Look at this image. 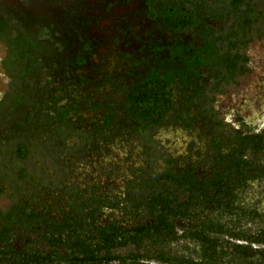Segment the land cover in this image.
Returning a JSON list of instances; mask_svg holds the SVG:
<instances>
[{
  "label": "trees",
  "instance_id": "1",
  "mask_svg": "<svg viewBox=\"0 0 264 264\" xmlns=\"http://www.w3.org/2000/svg\"><path fill=\"white\" fill-rule=\"evenodd\" d=\"M143 4V15L176 36L174 42L168 41L173 43L153 46L155 51L160 47L161 54L151 52L146 59L131 54L119 58L127 60L131 68L123 87L111 84L118 99L82 105L85 98H76L66 88L71 79H84L80 68L91 61L77 46L85 30L75 29L72 35L68 32V38L59 39L55 38L59 31H52L53 24L39 30L32 27L33 37L22 36L11 45L13 55L9 59L17 77L24 84L30 78L34 80L33 85H26V92L44 105L43 109H30L26 125L19 123L20 130L15 133L21 136L30 131L38 138L54 134L52 144L57 148L53 151L56 156H52L64 171L61 176H42V181L32 178L42 185L30 190L29 199L14 196L13 206L0 208V262L153 264L157 260L156 264H264V200L257 198L264 192V128L259 130L241 118L238 126H228L217 118L213 107L217 94L228 85H237V78L248 70L247 49L255 38L264 36V0H161L158 4L157 0H145ZM51 58L60 68L56 74L59 72L67 82L57 81L53 72L46 78L49 87L45 84L40 89L39 76L52 74V66L46 63ZM38 89L41 97L35 92ZM89 111L92 114L87 116ZM162 125L207 135V147L198 148L191 142L188 150L194 159L186 163L173 156L149 155L147 168L152 177L148 179L144 173L142 178L139 171L146 172L144 168L129 176L135 185L136 176L144 185L138 187L141 193H130L123 206L110 203L107 196L103 198L104 192L103 196L94 195L90 187L84 190L67 178L74 166L66 158L71 153L78 154L93 140L94 152L98 153L118 131L127 132L129 139L138 137L148 142L152 128ZM72 138L79 142L69 148L66 142ZM27 143L19 140L10 152L18 163L31 153ZM85 152L82 154L89 155L94 170L97 165L100 168L102 162L95 164L92 152ZM107 165L106 162L101 169ZM19 168L17 176L22 182L27 172L20 165ZM134 184L128 186L129 190ZM9 189L2 182L0 197ZM42 196L44 205L40 203ZM107 207L125 213L140 212L147 219L141 227L120 237L122 229H107L96 221ZM177 216L185 221L181 234L172 221ZM151 220L153 224L147 223ZM46 227L48 231H44ZM36 234L48 240L50 252L31 246ZM142 237L158 246L183 240L188 255H172L165 249L153 254L151 246L149 251L155 256L129 252L124 257L112 249L129 241L141 246Z\"/></svg>",
  "mask_w": 264,
  "mask_h": 264
},
{
  "label": "rangeland",
  "instance_id": "2",
  "mask_svg": "<svg viewBox=\"0 0 264 264\" xmlns=\"http://www.w3.org/2000/svg\"><path fill=\"white\" fill-rule=\"evenodd\" d=\"M109 15L105 14L97 27H93L92 24L90 26V28H93L89 29L90 32L88 33L91 38L88 40L94 41V48L90 57L92 62L90 61L88 66L84 65L80 68L84 79H71L66 86L76 98H85L82 105L99 100L106 101L112 97L116 98L117 95L112 91L111 84L116 82L118 88L123 87L125 79L129 76L128 70L131 67L128 61L115 56L116 52L118 53L119 49L123 48V45L114 41L116 32H112L111 29L113 22L124 15L123 10L114 9V11H111L112 16ZM114 17L116 18L113 19ZM72 20L74 19L63 23L58 22L56 17H52L48 18L45 23H53L54 28L61 29L65 37L68 38L69 33L72 35V33L76 32L75 29H80L77 27L78 22L75 23ZM43 22L44 19L42 17H34L31 19L30 24L34 27L36 24L39 26ZM7 49V45L0 43V184L5 182L10 188L6 191V194L0 197V208L3 210L15 204L14 196L17 199L21 197L29 199L30 195H32L30 190L41 187L42 184L40 182L36 184L32 181V178L41 180L42 176L46 178L50 175L53 177L55 174L61 176L64 171L63 166L60 163L56 164L52 156H56L53 151L57 148L56 144H52L54 142V134L46 138L40 137V139L34 137L30 131L29 134L20 133L21 136L15 133L20 130L19 123L23 126L26 125L25 118L29 114L30 109L35 107L43 109L44 105L37 103L27 94L26 85H33L34 80L30 78L29 83L24 84V81L17 77L13 64L8 60ZM247 50L252 67L251 73L242 77L237 85H232L223 93L218 94L216 96L217 101L213 104V107L217 118L224 119L228 126H238L235 114L237 110H240L247 116L250 124L252 123L254 127L260 130L263 128L264 123L257 126L255 121L260 122L261 117H264V36L255 38ZM1 59L2 62L6 59L5 66L2 65ZM51 60L46 61V63L52 66V74L46 73L44 76H39L38 88L40 89L45 84L46 87H49L46 78H50L53 72L57 81L65 84L67 82L66 79L61 78L59 72L56 74V71L60 69L57 61L52 58ZM102 83H104L103 89L101 88ZM35 92L40 97L42 96V91L40 92L39 89ZM24 96H26V99H24ZM90 114H92L91 111L86 115L89 116ZM86 120L89 121V119ZM224 129L226 128L224 127ZM149 134L150 137L148 136V139L150 141L144 142L138 137L129 139L127 138L129 136L127 132L118 131L112 141L104 145V149L98 153L94 152L96 144L95 140H93L83 150L80 149L78 154L69 153V157L66 158L65 156L66 162L74 166L73 171L67 172V178L82 187L89 186L91 182H105L114 173L112 180L117 182L125 179L120 178L119 175L127 176L137 169H146L151 162L149 155L173 156L178 161L185 163L190 158L194 159L188 150L191 142L197 144L198 148L205 149L207 147V135L198 136V133H187L181 127L172 128L169 125H162L152 128ZM19 140L28 142V146L31 145V153L25 160L18 163L15 154L10 152L16 149V144ZM78 140L77 138L69 139L66 142V146L72 148L79 142ZM46 151H48L46 153L48 155H45ZM82 151H86L85 153L92 152L90 154L92 161L95 164L102 162L100 168L97 165V169L94 170V165L92 167L90 159H88L89 155L82 154ZM106 162L108 164L107 168L101 169ZM19 165L25 168L27 172L22 182L17 176L20 170ZM43 168L45 171H42ZM39 174L41 175L40 177ZM86 183L89 184L85 185ZM21 185L24 190L19 189ZM250 194L253 195L252 192ZM258 194L257 198L264 200V192Z\"/></svg>",
  "mask_w": 264,
  "mask_h": 264
},
{
  "label": "flooded vegetation",
  "instance_id": "3",
  "mask_svg": "<svg viewBox=\"0 0 264 264\" xmlns=\"http://www.w3.org/2000/svg\"><path fill=\"white\" fill-rule=\"evenodd\" d=\"M144 1L145 0H0V43L8 46L6 54L8 55L9 58H11L13 55L11 45L18 38H21L22 36L26 37L27 39L33 37L31 32L32 26L30 24L32 18L42 17L44 19V22L41 23L42 25L34 26V28L37 30H39L43 26L48 27L49 25L53 24V23H45L48 20V18L56 17L58 22H63V23L67 22L70 19H74L72 20L73 22L75 23L78 22L77 27L80 28L81 30H85V32L82 31V33L85 34L83 35V40H85V42L83 40L79 41L77 43L78 44L77 46L79 47L81 54L84 55L87 54V57L90 58L93 53L94 41L88 40L91 38L88 33L90 32L89 29L93 27H97L101 22L102 17L105 14L106 15L110 14L109 16H112L111 11L117 9L118 11L123 10L124 15L122 16V18L120 17L118 20L115 21L113 20L114 22L112 24L111 29L112 32H116V39L114 41L118 43L117 40L119 39V43L123 45V48L119 49L120 52L119 51L118 53L116 52L115 55L118 56V58H121L125 54H131L139 57L143 56L146 59L150 56L151 52L154 55H156L157 53L161 54L162 50L160 49V47L157 51H155L153 49V46L155 45L156 48V46L158 47L163 44L167 45V43H170L175 39L176 34L170 29H166L165 31H163V29L161 28L162 25L156 24L155 20L152 21L150 17H148V15H143L142 12H140L144 7L143 4ZM158 2L160 3L161 0H157V4ZM115 18L116 17H114L113 19ZM91 24L93 25V27L90 28ZM120 26H122L123 28L120 29ZM55 29L56 28L53 27L52 31H56V32L59 31V33L56 35L55 38L61 39L62 36H65L64 32L61 29H56V30ZM38 32L39 31H36V33ZM189 38L192 41V37L189 36ZM169 39L171 40L170 42H168ZM83 47H88V50L86 49L82 51ZM169 52L170 51H168V53ZM5 63H6V59L2 62V65L5 66ZM251 71H252V67L250 65V59H249L248 70L243 75L237 78L239 82L242 77H245L246 75L250 74ZM228 87H231V85L226 86L225 90ZM216 101L214 102V104L216 103ZM235 116H236L235 118L236 122H239V119L241 118L250 123V121L247 120V116H245L240 110H237ZM255 123L257 124V126H260L261 123H264V117H261L260 122L255 121ZM145 170L146 172H144V170L139 171L140 174H142L141 175L142 178H144V173H146L145 177H147L148 179L151 178L152 176L151 173L149 172V169L147 168ZM137 173L134 172L131 173V175H127V176H123V174L119 175L120 178H125V179L117 182H113L112 175L114 173H112V175L109 176L107 181L100 183L91 182L89 186H82V189L85 190L90 187V189L92 190L91 193H93L94 195L101 194V196H103L102 194L104 192L105 195L103 196V198L107 196L105 198H110V203L121 204V206H123L124 204L128 203V198H130L131 196L130 193L137 192L139 194L142 192V190L138 189V187L141 188L144 185V183L138 176H136V178H138L136 185L133 182H131L132 180L128 179L129 176H135ZM75 184L76 186H80L77 183ZM87 184L89 183H86L85 185ZM130 184L135 185L134 188H132L131 190H129L128 187ZM45 202L46 201H43V196H42V200L40 203H43L44 205ZM27 203H29V201H27ZM106 210L107 211L105 212L104 215H102L101 213L97 215L99 219L96 221L99 222V225L104 226L107 229H110L111 227L112 228L114 227L115 229L116 228L122 229V231H120V237L127 236L128 232H131L137 227H141V225L147 219V216H144L143 213L136 211L135 212L133 211V213H125L122 209L116 208L115 210V208L112 207H107ZM172 221H174L175 226L179 228L178 233L180 234L183 233L182 226H184L185 224L184 219L180 216L179 217L177 216L175 218H172ZM147 223L153 224L154 222L153 220H151V222H147ZM44 231H48V228L47 227L44 228ZM39 236H40L39 234H36V238L33 240L34 243L31 244V246H34L36 250L46 249L48 252H50L52 248H50L48 244V240L45 238H39ZM18 242L22 243V241H18ZM23 243H25V241H23ZM150 243H151L150 239H148L147 237H142L141 246H138L136 243L129 241L125 245H119L112 249L117 254L121 253L122 256L124 257H126L129 252H139L141 255H144L145 253L156 254L158 251H160V249L163 250L165 249L166 252H169L172 255L173 254L188 255L187 251H185L186 242H184L183 240L171 241L169 245L164 244L160 246L155 244L152 245V243L150 245ZM31 246L29 245V247ZM151 246L153 247L152 253H150L149 251ZM61 254L64 253L61 252ZM153 254L152 256H155ZM154 260L155 259H153L152 261ZM156 263H158L157 260L153 262V264ZM0 264H12V263L0 262ZM55 264H66V263L56 262Z\"/></svg>",
  "mask_w": 264,
  "mask_h": 264
}]
</instances>
